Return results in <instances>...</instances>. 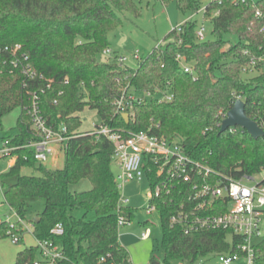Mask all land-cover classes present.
<instances>
[{"label":"trees","instance_id":"16d2710c","mask_svg":"<svg viewBox=\"0 0 264 264\" xmlns=\"http://www.w3.org/2000/svg\"><path fill=\"white\" fill-rule=\"evenodd\" d=\"M139 1L0 0V117L15 107L21 109L16 131L1 136L17 149L12 151L15 162L0 173V188L4 203L22 220L32 206L42 205L29 220L31 230L36 240L61 245L64 259L57 264H131L119 242L117 217L122 214L130 221L132 211L123 206L118 210L113 144L101 135L78 131L81 120L77 113L84 107L95 109L101 123L124 135L144 130L176 138L191 158L235 178L264 168V135L253 138L239 126L220 131L219 125V112L227 113L239 98L245 115L264 131V63L250 66L252 59L264 57V0L257 1L261 17L254 15L255 8L234 0L211 4L210 10H219L211 20L212 38L196 41V21H188L179 33L170 30L164 44L142 57L136 68H120L101 53L109 47V32L122 24L120 13L139 14ZM176 2L184 11L200 6V0ZM15 43L21 44L32 67L52 80L48 89L46 80L34 81L28 89L22 87L20 71L11 66L10 55L2 50ZM176 53L193 64L191 74L176 62ZM243 68L255 74L244 78ZM166 82L173 88L172 101L134 105L127 122L115 111L113 100L125 84L152 89ZM35 88L44 89L39 103L47 122L65 124L71 135L59 168L36 162L31 149L21 147L33 138L25 107L30 103L27 90ZM58 91H62L59 96ZM25 166L37 174H22ZM82 180H88L90 188L74 190ZM172 211L158 205L165 264L169 259L204 264L202 258L228 250L225 232L186 235L169 227ZM57 223L62 224L63 232L52 235L50 230ZM8 229L3 221L0 237ZM262 250L260 264H264V247ZM36 255V246L25 247L17 252L14 264H32Z\"/></svg>","mask_w":264,"mask_h":264},{"label":"built area","instance_id":"2783aa9c","mask_svg":"<svg viewBox=\"0 0 264 264\" xmlns=\"http://www.w3.org/2000/svg\"><path fill=\"white\" fill-rule=\"evenodd\" d=\"M257 1L234 0L236 4L255 8L254 15L261 17ZM216 3L220 4L221 0H208L206 4H200L171 30L179 33L183 24L196 21L195 40L199 42L206 40L204 23L211 22L219 14L218 9H209V5ZM198 15H201V21L196 19ZM161 45L163 44H158L153 49L157 50ZM2 50L10 55L11 66L20 71L23 88L28 89L34 81L46 80L43 74L29 63L21 44L4 46ZM101 54L114 59L120 68L129 67L125 64L126 57L113 52L110 47L104 48ZM132 57L138 61L142 59L137 53H133ZM175 60L185 73L193 72V64L182 54L176 53ZM263 60L264 57L252 59L251 69L256 62ZM251 69L243 68L242 71L245 73L252 71ZM51 82L50 79L46 80V89L50 87ZM64 83H67V80H64ZM43 92L44 89L41 88L27 90L30 103L25 110L33 138L21 146L31 149L33 159L39 163H45L50 159L57 160L71 138L65 124L53 126L42 114L39 102L40 94ZM61 94L62 91H58L57 96ZM173 98L174 92L169 82L156 85L152 89H139L127 83L121 87L119 95L113 100V105L117 113H128L129 119L133 115L134 105L162 104L172 101ZM53 103H57V98ZM219 115L222 120L226 117V113L223 112H219ZM92 133L103 136L113 144L112 163L117 168L115 184L118 190H123L124 185L130 180H139L144 175L147 177L149 184L145 208L147 213L158 212L159 204L166 205L173 209L168 218V226L179 228L186 235L206 231L225 232L228 250L214 254L220 264H233L239 260L244 264H260L264 247V175H262L264 168L255 174H244L235 178L211 168L205 162L191 158L176 138L167 139L144 130L124 135L103 123L96 125L95 130L89 131V134ZM14 149L17 147H11L7 140H2L0 158L9 157L15 161L16 156L12 154ZM257 175H261L259 179L256 178ZM125 203H128V198L120 195L118 210ZM10 211L17 218L16 222L11 223L9 217L5 215L6 218L0 217V224L3 221L9 224L7 234L17 242L20 239L19 230L23 220L11 208ZM125 225H129V221L124 215L118 214V230ZM147 226H144L140 239L149 237L150 229ZM62 232L61 223L55 224L50 230L52 235H61ZM36 247L38 257L33 259L32 264H57L64 259L61 245L57 242L36 240Z\"/></svg>","mask_w":264,"mask_h":264},{"label":"rangeland","instance_id":"374dc122","mask_svg":"<svg viewBox=\"0 0 264 264\" xmlns=\"http://www.w3.org/2000/svg\"><path fill=\"white\" fill-rule=\"evenodd\" d=\"M207 2L208 0H200L201 5ZM138 5L140 8L139 14L120 13L122 24L108 34L110 49L125 56V64L131 68H136L139 63L137 59L132 57L133 53H137L141 58L147 56L156 45L164 44V38L171 28L184 21L191 14V10L184 11L180 9L176 0H168L165 3L159 0H141ZM196 19L201 21V15H198ZM204 24L207 38H212V23L205 21ZM254 74V71H249L244 73L243 77L249 78ZM20 113L21 109L15 107L0 117V147L2 145L1 136L5 132L16 131V122ZM77 115L81 120L78 128L79 132L93 131L96 125L101 124L100 117L95 109L84 107ZM63 161L64 154L60 152L57 160L50 159L44 165L48 168H59L63 165ZM9 162V157L0 158V173L5 172L9 168ZM112 169L115 174L117 168L114 164ZM21 172L25 175L37 174L35 170L27 166L23 167ZM262 175H264V171ZM260 176L257 175L256 178L259 179ZM89 188L90 183L88 180H82L73 187L77 191ZM148 191L149 184L145 175L139 180H130L124 185L123 190H119V195L128 198V203L123 204V207L132 211L129 225L121 226L119 229L120 241L126 247L132 264H165L161 248L163 232L161 218L157 211L147 213L145 210ZM0 206L2 211L9 208L4 203L1 188ZM41 209V204H35L27 211L26 218L21 225L22 235L17 242H14L8 234L0 237V264H14L18 251L25 247L36 246V238L32 233L29 220L35 217L36 213L41 211ZM0 216L6 218L3 214ZM7 216L11 223L16 222L17 218L10 210ZM146 221L151 233L148 239L142 240L139 239V236L144 230ZM201 262H204V264H220L216 255L202 258ZM168 264H181V262L178 259H169ZM233 264H244V262L239 260Z\"/></svg>","mask_w":264,"mask_h":264},{"label":"water","instance_id":"95a60500","mask_svg":"<svg viewBox=\"0 0 264 264\" xmlns=\"http://www.w3.org/2000/svg\"><path fill=\"white\" fill-rule=\"evenodd\" d=\"M121 116L126 122L128 121V113H122ZM232 126L241 127L253 138H259L264 135L261 127L245 115L244 102L239 98L235 100L233 106L227 111L226 117L221 121L220 131Z\"/></svg>","mask_w":264,"mask_h":264},{"label":"crops","instance_id":"0c3cea01","mask_svg":"<svg viewBox=\"0 0 264 264\" xmlns=\"http://www.w3.org/2000/svg\"><path fill=\"white\" fill-rule=\"evenodd\" d=\"M15 161L14 160H10V162H9V167L14 163ZM1 207V206H0ZM1 209V208H0ZM10 210V208H8V210H3L2 211V209L0 210V215L1 214H3L4 216L5 215H8V211ZM1 217V216H0ZM144 226H145V224H144ZM125 228V227H124ZM151 233V232H150ZM149 237H150V234H149ZM148 237V238H149ZM148 238H146V239H148ZM140 239V238H139ZM146 239H142V240H146ZM119 242H120V244H121V241H120V233H119ZM125 249H126V247L123 245V244H121ZM129 246V245H128ZM127 250V249H126ZM128 252V251H127ZM129 255V254H128ZM129 259H130V257H129ZM130 261H131V259H130ZM132 264V263H131Z\"/></svg>","mask_w":264,"mask_h":264}]
</instances>
